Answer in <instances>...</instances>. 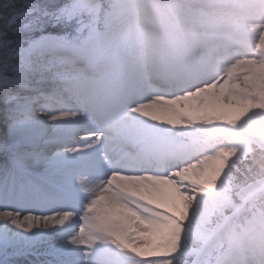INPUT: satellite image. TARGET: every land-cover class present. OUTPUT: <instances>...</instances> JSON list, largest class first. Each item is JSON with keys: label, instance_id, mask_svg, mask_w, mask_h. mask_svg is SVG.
<instances>
[{"label": "snow or ice", "instance_id": "6c2138e0", "mask_svg": "<svg viewBox=\"0 0 264 264\" xmlns=\"http://www.w3.org/2000/svg\"><path fill=\"white\" fill-rule=\"evenodd\" d=\"M264 0H0V264H264Z\"/></svg>", "mask_w": 264, "mask_h": 264}, {"label": "bare ground", "instance_id": "6f19581e", "mask_svg": "<svg viewBox=\"0 0 264 264\" xmlns=\"http://www.w3.org/2000/svg\"><path fill=\"white\" fill-rule=\"evenodd\" d=\"M195 2H199V0H195ZM260 31H261V29L258 31H254V32L249 31L246 34H244L243 36L230 38L231 41L232 42L235 41V44H236L235 46L231 47V51L236 52L237 48L240 47V49H242L243 46H247L248 53H251V49L258 51V53L264 52V41H262L261 45H260V43L257 40L258 36L260 34ZM259 54H257V55H259ZM262 58H264V57H262Z\"/></svg>", "mask_w": 264, "mask_h": 264}]
</instances>
